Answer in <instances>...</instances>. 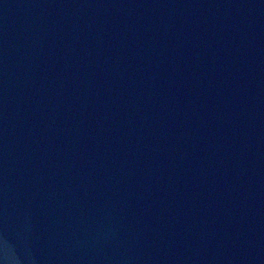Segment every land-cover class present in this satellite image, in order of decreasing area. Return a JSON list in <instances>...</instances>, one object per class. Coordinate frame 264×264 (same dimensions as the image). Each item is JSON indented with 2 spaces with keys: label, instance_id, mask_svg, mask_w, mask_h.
Segmentation results:
<instances>
[{
  "label": "water",
  "instance_id": "obj_1",
  "mask_svg": "<svg viewBox=\"0 0 264 264\" xmlns=\"http://www.w3.org/2000/svg\"><path fill=\"white\" fill-rule=\"evenodd\" d=\"M0 264H264V0H0Z\"/></svg>",
  "mask_w": 264,
  "mask_h": 264
}]
</instances>
